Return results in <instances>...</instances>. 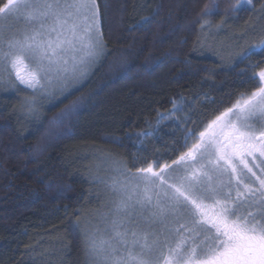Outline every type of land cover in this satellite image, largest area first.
Segmentation results:
<instances>
[{
    "label": "trees",
    "instance_id": "1",
    "mask_svg": "<svg viewBox=\"0 0 264 264\" xmlns=\"http://www.w3.org/2000/svg\"><path fill=\"white\" fill-rule=\"evenodd\" d=\"M97 2L105 56L86 83L35 121L24 117L14 94L0 93V264H88L74 225L97 192L95 156L119 160L130 172L157 161L171 165L194 142L185 145L189 129L198 135L258 86L249 77L264 67V52L233 58L264 33L226 56L209 50L205 38L217 27L248 25L264 0L226 23L223 13L201 18L209 0ZM74 102L66 127L53 131V117ZM174 103L182 110L159 120ZM152 129V136L138 135Z\"/></svg>",
    "mask_w": 264,
    "mask_h": 264
},
{
    "label": "snow or ice",
    "instance_id": "2",
    "mask_svg": "<svg viewBox=\"0 0 264 264\" xmlns=\"http://www.w3.org/2000/svg\"><path fill=\"white\" fill-rule=\"evenodd\" d=\"M239 3V0H237ZM255 8L253 0H243ZM238 11L231 0H209L201 18ZM264 19V4L259 10ZM97 0H4L0 3V89L32 90L23 101L29 115L38 112L41 95L70 93L68 85L85 76L106 45ZM13 21H24L18 28ZM264 52V36L243 49V62ZM248 65L249 68L256 67ZM242 74V73H241ZM258 86L241 94L226 110L205 124L194 142L171 165L115 170L114 206L105 214L106 238L85 244L88 264H264V67L249 77ZM182 99V98H181ZM78 102L50 122L66 127ZM182 110L173 104L169 119ZM158 129L138 135L147 138ZM210 202V203H209ZM79 228L80 225H74ZM175 233L176 239L170 242Z\"/></svg>",
    "mask_w": 264,
    "mask_h": 264
},
{
    "label": "rangeland",
    "instance_id": "3",
    "mask_svg": "<svg viewBox=\"0 0 264 264\" xmlns=\"http://www.w3.org/2000/svg\"><path fill=\"white\" fill-rule=\"evenodd\" d=\"M238 9L242 7H247L249 5L244 4L243 0H235V4ZM259 12V11H258ZM13 23L18 28H23L25 25L24 21H13ZM207 25V24H206ZM205 25V26H206ZM237 25V26H236ZM231 28H225V26L217 27L213 32L205 38L206 47L210 50H216L221 52L223 55H229V53H236L238 48L246 47L251 41L255 39L257 35H262L264 33V19L260 18V14L257 15L253 21L251 20L248 25L246 24H234ZM105 56V50L102 54L91 62L87 69L84 77L78 81L71 82L68 87L70 92L78 89L84 83H86L95 73L97 68L100 66ZM17 87L19 91H13L11 89H0V93H11L14 94L18 101L19 110L22 112L25 118L31 121L37 120L44 108L54 104L64 96H59V88H53V95H41L38 99V112L35 115H29L23 108V101L26 98L32 96V90L27 89L23 85H19L17 82ZM93 169L95 174L93 175V180L97 186V192L93 199V205L87 208L82 215L80 220V228L83 234L85 244L86 242L95 236L97 239L107 237V224L105 221V214L109 213L110 209L113 208L114 202L116 200V194L113 191L112 185L113 181H122L125 179L124 176H120L115 170L117 164H123L119 160L114 158H99L95 156ZM136 172H130V174H135ZM210 203V202H209ZM177 237L175 233L170 236V242ZM85 259L88 262V257L86 255V250H84Z\"/></svg>",
    "mask_w": 264,
    "mask_h": 264
}]
</instances>
